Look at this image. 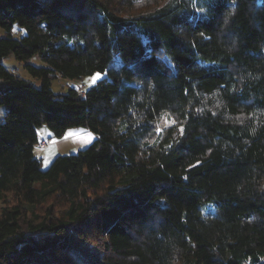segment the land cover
Wrapping results in <instances>:
<instances>
[{
	"label": "trees",
	"instance_id": "obj_1",
	"mask_svg": "<svg viewBox=\"0 0 264 264\" xmlns=\"http://www.w3.org/2000/svg\"><path fill=\"white\" fill-rule=\"evenodd\" d=\"M0 105V264H264V0H0Z\"/></svg>",
	"mask_w": 264,
	"mask_h": 264
},
{
	"label": "rangeland",
	"instance_id": "obj_2",
	"mask_svg": "<svg viewBox=\"0 0 264 264\" xmlns=\"http://www.w3.org/2000/svg\"><path fill=\"white\" fill-rule=\"evenodd\" d=\"M32 61L38 66L44 64L37 55L33 57ZM3 64L6 68L11 70L15 68L17 70L20 67L19 74L33 80L37 86L41 85V82L31 76L26 67L20 64L14 55L5 58ZM97 74L99 75L97 76ZM105 75L106 73L96 72L92 75L84 76L82 79H71L65 76H58L52 80L51 88L56 93L68 92L71 87L89 88ZM93 77L97 78L93 80ZM4 114L5 109L0 105V119L3 118ZM38 135L40 142L39 145L35 147L34 152L37 157L41 158L42 167L44 169L48 168L59 154H72L78 152L79 149L89 146L96 137L93 132L82 126L69 127L63 136L57 137L49 126L42 125L39 127ZM43 140L48 141V146H41L43 144L40 143Z\"/></svg>",
	"mask_w": 264,
	"mask_h": 264
},
{
	"label": "built area",
	"instance_id": "obj_3",
	"mask_svg": "<svg viewBox=\"0 0 264 264\" xmlns=\"http://www.w3.org/2000/svg\"><path fill=\"white\" fill-rule=\"evenodd\" d=\"M40 144H43V145H41V146L46 147V146H48V141H47V140H43V141H41ZM37 145H39V143H38Z\"/></svg>",
	"mask_w": 264,
	"mask_h": 264
},
{
	"label": "snow or ice",
	"instance_id": "obj_4",
	"mask_svg": "<svg viewBox=\"0 0 264 264\" xmlns=\"http://www.w3.org/2000/svg\"><path fill=\"white\" fill-rule=\"evenodd\" d=\"M99 74H97V76H98ZM97 77H93V80H95Z\"/></svg>",
	"mask_w": 264,
	"mask_h": 264
},
{
	"label": "crops",
	"instance_id": "obj_5",
	"mask_svg": "<svg viewBox=\"0 0 264 264\" xmlns=\"http://www.w3.org/2000/svg\"><path fill=\"white\" fill-rule=\"evenodd\" d=\"M38 130H39V128H38Z\"/></svg>",
	"mask_w": 264,
	"mask_h": 264
}]
</instances>
